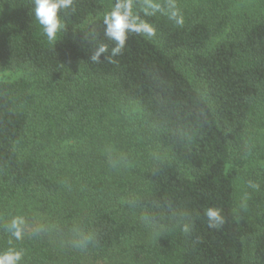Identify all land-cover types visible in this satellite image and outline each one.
<instances>
[{"label":"trees","instance_id":"1","mask_svg":"<svg viewBox=\"0 0 264 264\" xmlns=\"http://www.w3.org/2000/svg\"><path fill=\"white\" fill-rule=\"evenodd\" d=\"M114 3L74 0L53 44L33 0H0V72H23L0 81V208L31 195L58 221L57 231L13 240L25 250L21 264H86L68 249L74 226L94 234L80 251L94 262L146 227L160 236L134 246L142 264H245L247 246L248 264H264L263 176L254 179L261 195L253 221L240 222L234 207L237 177L264 160V14L212 44L230 21L221 0L183 7L181 26L163 14L145 16L139 4L134 12L156 35L131 33L120 55L93 62L98 44L109 55L114 46L103 24ZM65 144L83 157L126 144L137 164L129 177L89 156L56 163L51 154ZM212 206L225 217L218 229L204 215ZM144 212L162 228L147 226ZM8 241L0 232V250Z\"/></svg>","mask_w":264,"mask_h":264},{"label":"rangeland","instance_id":"2","mask_svg":"<svg viewBox=\"0 0 264 264\" xmlns=\"http://www.w3.org/2000/svg\"><path fill=\"white\" fill-rule=\"evenodd\" d=\"M163 3L164 0H161ZM177 6L180 9L183 7L203 9L205 7L204 0H176ZM222 9L229 15L230 21L228 26L216 37L212 39V44L219 42L225 37L227 31L232 26H236L245 21L246 18H254L260 14H264V0H221ZM139 5V0L134 7ZM189 77L192 76L187 72ZM23 76V72L20 70H8L0 72V81H11ZM130 114H136L137 108L130 106ZM259 146L264 147V132L259 133ZM129 147L126 144L114 145L108 148H99L96 150H87L86 153L89 158L96 162L100 168H106L112 175L131 176L132 169L137 164L134 159V153L128 152ZM76 147H70L63 145L61 148L53 152L51 155L56 163H66L71 165L76 160L86 159L83 157ZM264 177V160L253 161L248 164L244 170L237 177L234 184V207L238 220L242 223H251L255 215V203L257 197L261 195V192L256 187L255 178ZM247 195V207L241 209L240 204L242 198ZM81 203L79 208L81 209ZM14 215H24L29 220H39L43 222H49L55 224L58 222L53 213L46 210L43 204L38 198L34 196L20 197L14 201H11L0 208V226L9 220ZM4 229H0L3 232ZM159 234L156 230L141 227L136 234L125 240L120 249H116L112 255L108 258H103L97 261H93L92 258H86L84 254L79 250L69 246L68 249L75 250L73 258L75 261L79 260L86 264H142V260L134 251V246L139 243L150 244L155 242L159 238ZM249 246L246 249L247 260L245 264H248V252ZM64 252V250H63ZM82 255V257H81Z\"/></svg>","mask_w":264,"mask_h":264},{"label":"clouds","instance_id":"3","mask_svg":"<svg viewBox=\"0 0 264 264\" xmlns=\"http://www.w3.org/2000/svg\"><path fill=\"white\" fill-rule=\"evenodd\" d=\"M34 17L42 26L43 32L49 43L55 44L58 34L65 29V24L61 17L62 10H73L74 0H33ZM137 0H115V3L109 12L103 16L105 25L104 35L108 40L114 42L109 55L107 44L100 43L92 51L90 57L93 62H100L101 54H106V60L120 55L125 47L129 34L135 33L145 38H151L156 35V29L153 24L141 19L140 15L134 12V6ZM141 10L145 16H155L157 13L166 15L169 20L176 25H183L184 19L176 0H139ZM256 187V185H251ZM247 195L242 200L240 207L244 209ZM209 228L218 229L225 223V217L219 207H208L204 211ZM141 220L149 227L162 228L158 224L156 217L149 212L141 214ZM4 231L9 235V246L0 250V264H21L25 256V250L13 245L14 241H22L26 237H39L50 232L58 230V226L49 222L39 220H29L24 215H14L3 224ZM182 231L188 234L191 227L184 223ZM93 233L83 230L79 226H74L67 243L76 250L86 251L94 242Z\"/></svg>","mask_w":264,"mask_h":264}]
</instances>
